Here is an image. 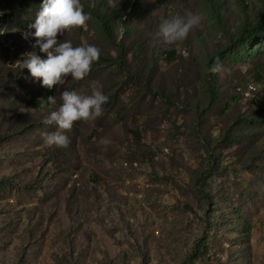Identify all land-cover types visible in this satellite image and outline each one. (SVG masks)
Masks as SVG:
<instances>
[{"label": "trees", "instance_id": "obj_1", "mask_svg": "<svg viewBox=\"0 0 264 264\" xmlns=\"http://www.w3.org/2000/svg\"><path fill=\"white\" fill-rule=\"evenodd\" d=\"M199 1L115 0L114 8L97 0L86 10L103 35L84 39L82 28L58 35L74 47L101 49L90 74L69 76L63 91L90 95L98 87L109 97L85 142L123 178L115 184L95 173L88 190L95 202L83 212L81 190L66 175L77 167L78 125L67 133L68 148L44 142L56 130L42 123L57 110L47 98L57 101L61 86L48 89L17 64L27 56L16 28L34 23L42 0H0V264H86L90 257L95 264H153L157 257L161 264L169 251L184 250V264H252L254 244L264 245V0ZM189 13L203 19L184 41H157L163 19ZM3 30L14 50L1 43ZM217 57L222 70L206 72ZM109 120L123 130L104 145ZM41 154L42 165L31 168ZM143 168L151 183L139 198ZM174 192L180 198L169 201ZM23 195L39 200L23 204ZM94 212L111 229L110 248L87 229Z\"/></svg>", "mask_w": 264, "mask_h": 264}, {"label": "clouds", "instance_id": "obj_2", "mask_svg": "<svg viewBox=\"0 0 264 264\" xmlns=\"http://www.w3.org/2000/svg\"><path fill=\"white\" fill-rule=\"evenodd\" d=\"M108 3L111 7L117 6L115 0H108ZM202 19L200 14L192 13L186 17L177 15L163 19L155 38L166 45L182 42L194 27L201 24ZM90 20L91 14L84 11L81 0H42L34 23L19 26L23 35L19 44H24L27 56L18 62L19 68H27L31 77L41 81L42 86L48 89L56 86L57 91L58 86L66 85L69 76L75 81L85 79L90 74L93 63L99 61L101 49L87 44L74 47L71 41L61 42L58 35L74 28H83ZM33 50L40 52L45 58L32 52ZM221 70L218 57L211 67L205 69L213 74ZM61 99L62 104L58 110L51 111L42 123L56 126V130L45 134V144L50 148L66 149L71 142L67 133L72 131L74 123L102 116L103 105L108 102L109 97L96 89L90 95L64 90L61 92ZM47 100L56 104L55 96H49ZM101 143L107 145L110 141L102 139Z\"/></svg>", "mask_w": 264, "mask_h": 264}, {"label": "rangeland", "instance_id": "obj_3", "mask_svg": "<svg viewBox=\"0 0 264 264\" xmlns=\"http://www.w3.org/2000/svg\"><path fill=\"white\" fill-rule=\"evenodd\" d=\"M199 1V0H198ZM230 1H234V0H230ZM81 3L84 5V11L87 12L88 9L86 10V5H91L92 7L97 5V0H81ZM151 3L154 5V2L151 1ZM200 3L199 5V9L204 12L208 18V22L212 23L214 22V19L212 18V14H211V10L208 4H205V2H198ZM90 13L91 12H87ZM120 24V23H119ZM119 33L121 35V38L125 35V29L123 24H120L117 26ZM17 30L19 29V27L16 28ZM76 29V28H74ZM74 29L72 31H66L65 34H71L73 33ZM83 30H81L82 33V37L84 39L88 38V36H90L91 34H100L103 35L102 32V26L100 24V22L94 18V16L91 14V20L89 22H87V24L82 28ZM3 35L4 38L1 39V43L3 44H7V47L10 48H14V45L11 43H7L6 38H5V32L3 30ZM22 47H24V44H21ZM25 48V47H24ZM19 64V63H17ZM60 87V86H59ZM63 87L64 85H61V90L59 91L58 95H57V101H56V108L58 110L59 106L62 104V99H61V92H63ZM97 89L99 90V88L97 87ZM76 125H78V129H79V137L76 140V146L74 147V152H75V158H74V163L77 164V167L73 168L71 171L66 172V175L68 177V182L67 184L69 186H79V189L81 190V195L79 197V201H80V205H81V209L83 210V212L87 209V207L89 206V202L90 200H92L93 202H95V200L92 198H89V192L88 190L90 189L92 183H91V177L95 174V173H100L101 175H103L105 178H107L108 180H111L112 182H114L115 184H117V180L122 181L123 183V178L120 179L119 176L117 175V173L115 171H111L110 168L108 167V162L105 160L104 156L101 153H98L94 150H91V145L87 144V142H85V136L86 134H89L93 131V129L95 128V122L94 120H89V121H78L75 122ZM104 124L106 125V127L104 128V130L102 131V135H101V140L102 139H107V140H114L113 135H118L122 133L123 127L121 125V122L119 121H104ZM51 132L54 130H50ZM181 148H184V144H181ZM42 160H43V156L42 154L39 155L38 157H36L34 159V161L31 163H29L30 167L35 169L36 166L42 165ZM189 162V160H187ZM195 160H191V163H194ZM137 183L138 186L136 188V191L134 189L135 194L138 193V197L142 198L143 194H146V187L143 188V186L146 183H149L150 179L147 176V169L143 168V173L141 176L137 177ZM110 181V182H111ZM149 181V182H148ZM151 183V182H150ZM149 183V184H150ZM152 185V184H151ZM148 187V185H146ZM125 187V186H124ZM143 188V189H142ZM145 189V190H144ZM149 193V192H148ZM179 193L174 192V194H172L171 196H169V201H176L177 199H179ZM187 198H190L191 201H194V199L191 197V195H188ZM23 199L24 202L23 204H27V205H31L36 203L39 198L37 196H32V197H28L27 195H23ZM8 215H3L2 218L7 219ZM62 218V212H59V215L57 216H52V219L54 221H56L58 218ZM257 218V217H254ZM191 219V216H190ZM256 220V219H255ZM58 222V221H57ZM109 222V219L106 220V223ZM134 222V221H132ZM100 218L99 216H95V212L92 213V215H90V218L88 220V230L95 236L96 240L103 246L104 249L106 248H110V246L112 245L110 242V238H109V230H104L100 225ZM107 227L109 226V224L106 225ZM255 234L258 236V230L255 229ZM255 240V239H254ZM122 249V248H121ZM232 249V248H229ZM230 250L226 251L225 257H228L230 255V253L228 252ZM234 251V249H232V252ZM252 252H253V257H252V264H259L261 261L264 260V245L260 244V243H255L253 248H252ZM168 253V252H167ZM163 254H159V256H162ZM169 259L165 262L161 264H184L186 263L185 260V250L182 253V255L180 253L172 255L170 254L169 251ZM154 262L153 264H159L158 262V258L155 257L153 258ZM142 260H134V262L132 261V264H142ZM160 261V260H159ZM119 263V260H116V264ZM86 264H95V259L93 257L88 258ZM200 264V263H198Z\"/></svg>", "mask_w": 264, "mask_h": 264}]
</instances>
